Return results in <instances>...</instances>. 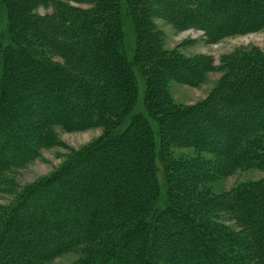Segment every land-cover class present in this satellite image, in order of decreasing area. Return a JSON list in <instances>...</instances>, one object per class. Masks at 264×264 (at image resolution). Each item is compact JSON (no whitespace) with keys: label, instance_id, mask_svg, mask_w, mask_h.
<instances>
[{"label":"trees","instance_id":"trees-1","mask_svg":"<svg viewBox=\"0 0 264 264\" xmlns=\"http://www.w3.org/2000/svg\"><path fill=\"white\" fill-rule=\"evenodd\" d=\"M74 1L87 4L90 8L79 10L57 0H0V120L19 116L10 108L14 101L6 102L3 97L10 95L8 77L16 65L17 55H20L27 68L33 67L44 76L49 69L54 75L66 77V83L73 84V89L64 88V92L70 96L79 93V97L72 100L83 112L86 109L96 119L111 113L124 115L123 119L114 123L112 136L121 137L132 132L128 136L137 139L135 143L131 142L133 151L145 154L153 148L154 151L146 159L140 153L136 161L130 160L136 171H142L152 181L149 184L151 188L141 197L143 200L138 206L133 193L128 197V204L101 208L98 203L97 207L90 206V213L86 208L83 212V216H87L85 224L80 217L77 218L79 213L75 204L69 209V204L73 203L71 198L81 194L75 188L77 183H68L66 187V181H48L31 187L8 215L7 222L11 223V229L18 230V234L26 231L33 235L38 233L37 241H33L34 238L25 241L18 255L3 253L0 264L6 260L13 264H37L46 252L78 241L81 231L76 225L68 223L69 212L77 218L78 225L88 226L84 238H95L101 232H106L108 239L113 238L110 250L106 251L107 257H110L108 264L123 260L126 249L133 254L124 260L134 264L135 258L139 260L141 248L137 246L138 250L133 251V246H136L130 242L131 236H149L153 240L150 243L152 249L160 243L157 223L164 222L161 228L166 229L178 225V220L187 222L191 217L188 206L198 202L201 196L192 184L200 170L188 171L185 167L188 162L185 161L162 159L161 140L173 135L171 132L176 128L181 129L180 136L190 130L194 134L191 143L197 144L198 148L203 147L200 144L209 146L207 153L210 155L222 153V156L228 152L224 157L228 159L230 168L264 170V54L251 50L222 58L218 66L222 77L215 92L198 106L187 110L176 109L168 97V81L182 78L190 84L192 78L189 73L198 71L196 79L201 70H197L198 62V67H194L192 61L178 56L169 58L160 49L159 36L156 37L155 28L148 18L152 14V6L155 7L161 0ZM164 1L173 9L175 19L180 21L189 19L192 12L196 15L202 13L199 15L200 26L207 28V33H214L215 37L246 33L264 26V0H207V4L204 0H193V11L185 10L190 6L188 0ZM46 3H52L51 16L33 14L37 6ZM172 9L168 13H172ZM6 15L7 22L4 21ZM217 20L222 22L216 24ZM48 53L64 59L63 64H53ZM34 55L38 60L32 58ZM204 67L212 68L210 58H207ZM26 90V96L38 94L32 87ZM39 93L45 95L42 89ZM25 101L27 98L18 99L17 107L24 108ZM68 112L64 113L70 115ZM186 116L189 128L185 127ZM201 119L206 122L199 125ZM87 156L83 154L80 160ZM129 181L132 186L134 181ZM185 181H188V188L183 184ZM63 187L70 193L64 195ZM115 187L112 189L114 196H121L119 186ZM221 198L218 201L221 204L224 205L225 201L233 204L229 209L232 208V214L241 221L242 230L249 234V243L242 240L237 243L239 252H247L244 243L252 244L253 252L249 251L246 256H239L237 252L233 258H228L207 245L202 235L194 233L199 244L192 245L188 256L191 259L187 261L194 264H243L249 263L252 258L257 263L264 260V179L239 185ZM84 203H79V207L85 208L87 205ZM60 207L63 208V211L60 210L64 216L62 220L53 214ZM97 213L104 216L103 220L98 219ZM213 213L216 214V210ZM64 224H69L72 229H66L68 235L60 234V237L57 229ZM147 227L151 230L145 231ZM184 229L180 228V232L185 233ZM188 230L191 231L190 226ZM187 235H190L188 241L194 238L190 233ZM139 264L153 263L139 260Z\"/></svg>","mask_w":264,"mask_h":264},{"label":"rangeland","instance_id":"rangeland-1","mask_svg":"<svg viewBox=\"0 0 264 264\" xmlns=\"http://www.w3.org/2000/svg\"><path fill=\"white\" fill-rule=\"evenodd\" d=\"M57 1L79 8V10L90 8L89 5L78 4L74 0ZM188 1L190 6L186 7L185 10L193 11L195 9L191 5L193 0ZM204 1L207 4V0ZM51 4L46 3L37 6L33 14L39 17L51 16L53 13ZM152 7V14L148 21L153 24L156 37L159 36L160 49L169 58L178 56L180 59L192 61L194 67L199 65L197 70H201L199 78L196 79L194 77L198 71L189 73L190 78H192L190 84L182 78H173V80L168 81V97L176 109L187 110L198 106L215 92L222 77L218 67L222 58L251 50L264 54V26L248 30L246 33H232L215 37L214 33L209 34L206 32L207 28L203 29L200 26L199 19L201 17L199 15L202 13L196 15L192 12L191 17L184 22L180 21L179 18L175 19L176 14H173V9L164 0ZM169 8L172 9V13H168ZM166 13L168 17H166ZM4 18L5 22L9 20L7 15ZM218 19L220 18L218 17ZM221 22L217 20L215 23ZM48 55L53 64H63L64 59L50 55V53ZM35 57L38 60L37 56H32L33 59ZM207 58H210L213 69L202 68L206 66ZM21 60L20 55H17L16 65L13 66L14 68L10 71L12 73L8 77L11 84L10 95L8 98L3 97L6 102L14 101L10 108L19 113V116L14 119L4 117L0 120V255L7 253L8 256L18 255L22 252L25 241L33 238V241H37L38 233L33 235L26 231L18 234V230L11 229V223L7 222L8 215L31 187L48 181H66V187L68 183H77L74 186L81 194L78 195L80 197L71 198L73 203L71 202L72 205L69 204V209H72L75 204V208L78 209L77 213H79L77 218L80 217V221L83 220L85 223L87 216H83L84 210L87 208L90 213V206L97 207L98 203L101 208H106L109 205L118 206L119 203L128 204V197L134 193V198L137 197L135 204L140 205L142 198L151 186L149 184L152 183L145 173L136 171L134 165H131L130 160L136 161L142 154L139 150L137 152L130 148L131 142L135 143L137 140L128 136L132 132L121 137L112 136L114 125H116L114 123L124 118L122 113L113 115L110 112V116H101L96 119L95 115L86 109L83 112L80 106H75L72 99L79 97L78 92L73 96H70L69 93L65 94L64 88L69 91L73 89V84L66 83V77L54 75L49 69H47L48 74L46 73L47 75L44 76L33 67H25V63ZM29 87L35 89L38 94L33 95V97L26 96L28 92L26 89ZM41 89L46 97L40 95ZM24 98H27L24 108L17 107L18 99ZM63 107L65 110L62 109ZM64 112H68L71 116ZM130 115L131 113L129 118ZM186 119H188L187 116L184 120ZM187 122L186 120V128L188 127ZM205 122L206 120L201 119L199 125ZM180 131L181 129L176 128L171 132L173 135L162 138L163 152L161 156L162 159L168 158L171 161L174 160L173 162H188L189 164L186 163L185 165L188 171L200 170L196 176V181H193L192 184L201 196L198 202L188 206L191 217L187 222L183 223L184 221L178 220V225L166 229L161 228L164 222L157 223V226L160 227L158 232L160 243H155L157 246L154 245L152 249L150 243L153 240L149 236L144 237L142 234L131 236L130 242L136 246H133V251H137V246H139L138 248H141L139 260H145L148 263L194 264L187 260L191 259L188 256L192 251V245L199 244L195 241L194 233H196L203 236L208 242L207 245H211L212 248L223 253L225 257L233 258L239 252V244L237 243L241 240L249 243L247 239L249 234L242 230L241 221L232 214V208L229 209V206H233V204L225 201L227 205H223L218 201H221L222 196H227L239 185L264 179V170L242 167L230 168L228 159L224 157L228 152L222 156V153L210 155L207 153L209 146L200 144L203 147L198 148L197 144L191 143L194 134H191L190 130L185 132L183 136H180ZM145 143L143 142V144ZM152 149H148L149 153L142 154L143 158L146 159L150 152L154 151ZM197 149H202V151ZM85 153L88 156L80 160ZM135 166L137 167V165ZM131 179L134 181L132 186V182L129 181ZM123 180H128V182L124 183ZM186 182L188 181L183 184L188 188ZM114 185L119 186L121 196L119 194L114 196L112 190L116 189ZM65 189L63 190L64 195L70 193ZM138 193L141 195L136 196ZM114 198H120V200ZM83 202L87 206L85 208L79 207V203ZM77 205L78 207H76ZM61 209L63 211V208L60 207L59 211L53 214L54 217L62 220L64 216L60 211ZM215 210L216 214L213 213ZM16 215L18 216V214ZM97 216L100 221L103 220L104 216L101 213H97ZM67 218L68 223L71 222L76 225L84 238L83 234H86L88 230L86 223L82 224L83 226L78 225L77 218L71 212ZM96 222L97 219L95 224H97ZM68 225L58 226V234H63V236L67 234L65 230L72 229V226ZM189 226L191 231L188 230ZM180 228H186L184 229L185 233H181ZM144 229L145 231L151 230L148 227ZM105 233L101 232L95 238H84L85 240L81 239L80 236L78 241L46 252L47 254L41 256L42 258L37 261V264H108L110 257H107L106 251L110 250V242L113 238L108 239L107 233ZM189 233L194 237L191 241H188L190 235L187 234ZM250 236L252 239L253 234L251 233ZM244 244L247 247V252H245L247 255L253 245ZM124 251H126L124 253L126 255L123 260H127L133 252L128 249ZM260 252L258 253L260 254ZM241 254L243 253H240L239 256ZM245 254L243 256H246ZM248 258L250 259V257ZM214 259L216 258L214 257ZM123 260L114 261L113 264H128V261L124 260L125 262H123ZM139 260L137 257L133 263L139 264ZM3 264H13V262L9 263L6 260ZM243 264H264V260L257 263V260L252 258L249 263L247 261Z\"/></svg>","mask_w":264,"mask_h":264}]
</instances>
